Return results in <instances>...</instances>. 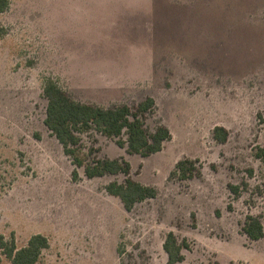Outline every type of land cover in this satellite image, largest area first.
<instances>
[{"label": "rangeland", "instance_id": "374dc122", "mask_svg": "<svg viewBox=\"0 0 264 264\" xmlns=\"http://www.w3.org/2000/svg\"><path fill=\"white\" fill-rule=\"evenodd\" d=\"M117 3L11 0L0 14V236L18 247L48 237L37 264H167L170 232L189 245L184 264H264V237L243 231L249 216L264 225V0H123L144 11L94 28L56 19L59 7ZM48 79L103 107L155 100L144 119L170 129L161 152L131 154L96 131L81 146L129 162L155 198L129 212L106 190L124 174L74 165L44 124ZM186 158L197 170L182 181L172 172ZM0 264H11L1 248Z\"/></svg>", "mask_w": 264, "mask_h": 264}, {"label": "trees", "instance_id": "16d2710c", "mask_svg": "<svg viewBox=\"0 0 264 264\" xmlns=\"http://www.w3.org/2000/svg\"><path fill=\"white\" fill-rule=\"evenodd\" d=\"M10 6L11 0H0V14L6 12ZM5 34L6 29L0 25V38ZM44 96L48 101L44 124L63 146L65 153L73 158L74 165L84 168L88 178L124 174L127 177L124 183L111 182L106 186V190L110 195L120 198L129 212L136 204L157 196L154 187L145 186L131 178L129 162L109 158L90 160L81 151L82 135L96 131L115 139L119 147L131 154L148 157L161 152L164 144L172 138V134L164 125H159L153 132L147 129L144 116L154 109L153 98L142 101L135 112L126 104L103 107L73 99L53 79L46 81ZM228 136L229 133L224 127L218 126L214 129V137L218 142L225 143ZM262 150L264 156V149ZM196 170V161L186 158L177 163L172 176L185 181L193 178ZM73 176L78 179L77 170ZM230 187L235 194L239 193V187ZM243 231L253 241L264 237V225L259 217L249 216ZM49 246L48 237L42 234L31 236L23 247H18L15 239L8 242L4 236H0L2 254L11 264H37L43 251ZM163 247L168 257L167 264L185 263L183 250L189 247L186 241L180 242L177 236L170 232Z\"/></svg>", "mask_w": 264, "mask_h": 264}, {"label": "crops", "instance_id": "0c3cea01", "mask_svg": "<svg viewBox=\"0 0 264 264\" xmlns=\"http://www.w3.org/2000/svg\"><path fill=\"white\" fill-rule=\"evenodd\" d=\"M127 2V0H124ZM138 9L139 11H137ZM143 8H139L137 5L125 3L123 0H119L117 4H89L83 9H77L75 7L61 9L58 8L56 19L58 22L68 23L71 27H85L94 28L98 24H106L110 19L112 22L122 23L129 20V16L136 17L137 12H143Z\"/></svg>", "mask_w": 264, "mask_h": 264}]
</instances>
